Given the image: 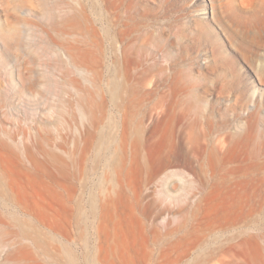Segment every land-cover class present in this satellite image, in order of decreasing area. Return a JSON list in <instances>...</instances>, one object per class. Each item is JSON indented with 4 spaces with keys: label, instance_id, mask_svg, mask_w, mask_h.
<instances>
[{
    "label": "rangeland",
    "instance_id": "1",
    "mask_svg": "<svg viewBox=\"0 0 264 264\" xmlns=\"http://www.w3.org/2000/svg\"><path fill=\"white\" fill-rule=\"evenodd\" d=\"M263 232L264 0H0V264H261Z\"/></svg>",
    "mask_w": 264,
    "mask_h": 264
},
{
    "label": "bare ground",
    "instance_id": "2",
    "mask_svg": "<svg viewBox=\"0 0 264 264\" xmlns=\"http://www.w3.org/2000/svg\"><path fill=\"white\" fill-rule=\"evenodd\" d=\"M258 149V148H257ZM262 150V149H261ZM259 151V150H258ZM260 152V151H259ZM16 154V153H15ZM250 202H251V200H250ZM234 209V208H233ZM237 209H239V208H237ZM252 209V208H251ZM241 210L242 209H240L239 211L241 212ZM234 211V210H233ZM238 211V210H237ZM258 211V210H257ZM224 212H226V211H224ZM252 212H250V214H251ZM229 214V213H228ZM238 214V213H237ZM254 214V213H253ZM230 216H231V214H229ZM228 215V216H229ZM244 215V214H243ZM225 217H226V214H225ZM224 217V218H225ZM239 217V216H238ZM246 218V220H247V217H245ZM241 219V218H240ZM252 219V218H251ZM233 221H235V220H233ZM16 221H15V219L13 218L12 219V233L14 234V232H15V225H16V223H15ZM238 222H239V220H238ZM237 223V222H236ZM243 231V230H242ZM242 231L241 232H239V233H237V234H235L236 236V238H234V235H233V238L234 239H240V237L242 236ZM248 232V231H247ZM264 233V232H263ZM255 234V233H254ZM244 235V234H243ZM252 235V234H251ZM259 236V235H258ZM257 236V237H258ZM13 237V239H12V245H14L15 244V239H14V235L12 236ZM242 238H244V237H242ZM253 240H254V244H255V246H256V248H257V250H258V254H259V258H260V260H261V264H264V240L262 241V243H260V241H259V238L260 237H258L257 239L254 237L253 238V236L251 237ZM262 239H264L263 238V236H262ZM242 240V239H241ZM240 240V241H241ZM246 240H248V239H246ZM240 241H238L239 243H240ZM244 241V240H243ZM243 241H242V243H243ZM249 241V240H248ZM250 241H251V239H250ZM245 242H247V241H245ZM239 244H237V246H238ZM237 246H235V247H237ZM14 248V247H13ZM237 255H239V254H237ZM244 255H246V254H244ZM241 256V255H240ZM239 256V257H240ZM252 256V255H251ZM199 257V256H198ZM238 258V257H237ZM252 258H253V256H252ZM251 258V259H252ZM202 260V259H201ZM239 261H242V260H239ZM244 261V260H243ZM243 261L240 263V264H242L243 263ZM254 261V260H253ZM260 262V261H259Z\"/></svg>",
    "mask_w": 264,
    "mask_h": 264
}]
</instances>
